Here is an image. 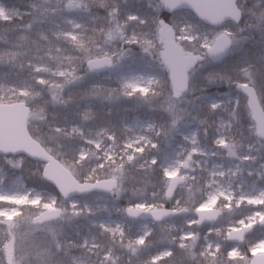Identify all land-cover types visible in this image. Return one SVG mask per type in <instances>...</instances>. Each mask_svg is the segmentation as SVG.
Instances as JSON below:
<instances>
[{
	"label": "rangeland",
	"instance_id": "rangeland-1",
	"mask_svg": "<svg viewBox=\"0 0 264 264\" xmlns=\"http://www.w3.org/2000/svg\"><path fill=\"white\" fill-rule=\"evenodd\" d=\"M94 1L66 0L63 3L61 0H37L35 5H31V14L51 22V16L64 7L66 17L63 26H51L55 30L52 36L76 42L83 53L94 48L89 43L88 30L94 28L93 32L97 33L96 27L101 19L112 22L111 37L104 40V51H107L85 60L109 57L111 65L108 70L94 75L86 67V62L84 70L81 64L78 68L71 65L74 59L67 61L57 54H47L45 56L48 57L36 63L23 53L25 49L21 42L10 46L8 42L1 44L0 64L24 60L26 71L32 69L34 74L45 75L55 82H59L60 77H72V69L75 68L78 77L75 80L66 79V87L73 92L68 93V97L77 94L74 88L77 87L76 80H79L82 82V90L77 97L79 105L84 108L97 106L99 110H106L111 105L118 108V118L114 120L119 122H114L113 127H120L122 134L119 130L116 139L104 127V123L111 125L112 120L100 118L91 121L93 116L88 112L85 114L88 117L81 120L82 127L68 124L62 129L47 130L54 134L50 136L59 146L62 143L59 135L56 136L57 132H62L64 137H75L82 143L78 154H96L90 158L91 163L103 157L112 164L113 167L102 179H117V188L109 195L87 194L69 201L53 199V196H59L28 186L32 182L31 170L24 158L0 156V218H6L9 222L6 227L1 225L4 228H0V246L5 248L11 264H85V261L88 263L96 259L97 264H117V259L121 257L135 259L137 247L147 237H156V232L164 238L160 251L168 246L166 242L172 237L188 238L198 233L200 243L207 237L211 248L221 249L216 264H224V253L230 250L238 254L237 259L241 264H248L253 254L264 253V246H257L252 249L250 257L246 254L251 245L264 241V231L259 237H253L262 232L258 222L264 216V167L261 166L264 165V148L257 137H248V125L253 123L250 113L245 100L231 88V84L241 81L238 79V69L230 68L227 71L210 68L208 59L203 60L196 67L200 71L197 79L194 76L190 81V86L195 90L182 93L186 100L181 105L183 111L164 105L169 109L165 112L159 98H149L143 93L148 91L147 80L150 76L161 77L169 83L168 72L163 62L159 65L151 63L138 47L141 38L155 40L160 47L162 60L163 45L158 37V22L165 20L162 3L160 0H108V7L102 8L97 16L90 6ZM178 12L167 16L168 20L165 21L177 27L198 25L201 32L230 31L228 25L231 22L210 28L187 11ZM21 13L17 9H8L0 1V20H10ZM132 36L138 37L136 43L128 42ZM117 44L118 50L115 48ZM145 46L152 51L151 45ZM82 56H79L80 62ZM216 79H221V83ZM8 81L0 76V96L11 95L10 90L13 89L29 99L36 96L27 86L17 88ZM197 101L203 108L201 113H193L192 107ZM27 106L30 109L28 125L37 130L43 125L40 114L35 110L36 106ZM206 124L213 125L212 132L201 131ZM241 126L244 136L237 131ZM146 160L150 166L159 164L158 175L140 167ZM83 171H90V168ZM174 176H181L183 184L173 190V197L167 199L172 208L181 209L182 204L189 200L193 211L218 209L220 216L213 224L197 226L193 211L160 223L156 228L150 223H140L126 217L127 207L145 210L165 207L166 199L162 198V194L149 191L159 183L167 187L169 179ZM98 180L101 179H78L79 182ZM196 194L201 202L193 204ZM51 209H60V216L53 220H34L43 211ZM22 210L31 212L30 221L14 219ZM243 226L254 228L252 237L243 249L226 244L225 237ZM124 239L127 242L119 245ZM105 240L114 245L106 247L103 244ZM98 241L102 244H98ZM156 254L151 257L153 263L156 262ZM144 256L145 260L146 254ZM3 259L4 253L0 252V261Z\"/></svg>",
	"mask_w": 264,
	"mask_h": 264
},
{
	"label": "trees",
	"instance_id": "trees-1",
	"mask_svg": "<svg viewBox=\"0 0 264 264\" xmlns=\"http://www.w3.org/2000/svg\"><path fill=\"white\" fill-rule=\"evenodd\" d=\"M5 7L8 9H17L20 10L22 13L18 17H14L10 20H0V47L1 44H5L8 42V45L16 44L21 42L23 45V49L26 53L27 57L29 56L33 60V62H40L41 59H45L48 56L47 54L51 55H59L63 58H66L67 61L74 59L71 65H77V68L80 67L85 70V60L89 59L93 56H96L100 52L104 51V43L106 39L111 37V24L106 18L101 19L96 27L97 33L93 32L94 28L91 30L89 29V43L94 45V48L86 53H83L81 48L78 46L76 42H67L66 39L63 37L55 38L52 36L53 28L51 26H63V20L66 17V11L64 7H62L56 14L51 16V22H48L46 19H41L35 14H31V5H35L37 0H0ZM63 3L66 0H61ZM117 3V2H116ZM243 3L246 8H253V10L258 14L260 9L264 8V0H237V4ZM109 1L108 0H95L90 6L92 9L99 15V12L108 7ZM116 7V6H115ZM185 12V11H184ZM183 11H179L178 13H184ZM165 20H168L166 17L169 15H165ZM101 17V15H100ZM194 17V16H193ZM195 18V17H194ZM245 19H249L250 23L253 27H247L245 25ZM240 26L245 28L244 32L238 34L239 37H246V39L236 45H231V50L229 54L219 63L210 64V68H221L227 70L231 68V70H237L239 72L238 79L245 82L253 87V81L255 83V90L259 97L262 107H264V17H260L259 15L256 18L252 19L249 17H244L240 21ZM231 32H235L237 25L230 23L228 25ZM51 34V35H50ZM117 50L119 48L118 44L115 47ZM123 49V47H121ZM80 54L84 55L82 58V62L79 60ZM73 76L68 78L67 76L60 77L59 82L51 81L50 79L46 78L45 75H40L38 73H33V70L27 69L26 71V63L24 60H15L9 62V64H0V76L3 78L8 79L9 84L14 87H22L27 86L30 88L34 93L35 97L31 99L28 98L26 104H30L31 106H36V111L40 114L42 119V127L37 130H34L32 126L28 127L29 133L34 137L36 134H42L46 140L51 144L53 147V153H59L61 156L66 157L68 159L74 158L78 153H80L82 143L77 141V139L73 136H65L62 132H57L56 136L59 135V141L62 143L59 146L58 142L52 140L54 135L53 133L47 132V130H51L52 128H64L68 124H77L82 127L81 120L84 119L85 114L88 112L93 116L90 120L94 121L95 119L104 118L106 120H112V124L104 123V127L108 128L111 133L114 134L115 139L122 134V130L120 127L116 128L113 127L114 122L118 124V120H114V118H118L117 112L118 108L111 105L105 109H97L98 107L94 108H84L82 105H79L78 93L82 90V82L79 80L75 83L77 87L76 89L77 94L72 97H68L70 87H66L67 82L66 79H73L75 80L78 77L76 73V69L73 68ZM200 71L196 69V79L197 74ZM191 73V71H190ZM33 74V76H32ZM219 83H221V79H216ZM26 82V83H25ZM68 86V85H67ZM68 88V89H67ZM232 91L235 89V84H231ZM75 97V98H74ZM114 97V95L112 96ZM125 97V95L123 96ZM242 98V97H241ZM115 100V98H112ZM193 113H201L202 109L199 106V102H195L194 106L192 107ZM34 110V111H35ZM209 110V109H208ZM102 112V113H100ZM108 112L110 114H108ZM116 115V116H114ZM65 122V123H64ZM166 129V128H165ZM207 130V132H212L213 125L206 124L203 126L202 130ZM62 135V136H61ZM42 145V144H41ZM44 146V145H43ZM53 155V154H52ZM89 155V154H88ZM264 155V154H263ZM54 156V155H53ZM56 157V156H54ZM158 157V155H157ZM156 157V162L158 159ZM159 158V157H158ZM59 160V159H58ZM26 165L29 164V169L31 170V179L32 182L28 183V186L31 188H35L36 190H48L50 192L55 193V191L43 180L40 178L39 174L37 173V169L39 168L38 164L29 162L26 159H23ZM60 161V160H59ZM146 160L143 164H141V168L146 171L150 170L153 175H158L159 164L149 165ZM89 165L91 162H88ZM88 166L86 165L85 168ZM83 171V170H82ZM74 175V174H73ZM76 179L77 176H75ZM104 178V177H103ZM90 181L95 179H102L99 176L90 177ZM92 179V180H91ZM164 189V184L159 183L158 185L155 184L153 189L149 192H153L156 194H162V190ZM153 190V191H152ZM56 194V193H55ZM200 203L201 200L198 199V194L195 195V199L193 204ZM156 204V203H155ZM166 207H171L172 204L169 201H165ZM181 209L188 210L189 212L193 211V208L190 207V201H186L185 204H182ZM239 209V207H237ZM31 212L22 210L20 212L19 219L24 218L30 221ZM159 224H152L154 228ZM0 228H4L1 226ZM262 232H259L258 235H253V232L248 235L243 244L239 245L238 248L241 250L247 244L250 237H259L263 234L264 229H261ZM98 244H102V242L98 241ZM127 242L125 239L122 243H118L119 245L124 244ZM164 243V238L160 233L156 232V237H147L142 244H140L138 249V255L135 259L127 260L124 257L118 258L116 263L117 264H144V261L148 260L156 253L160 251L162 248L161 245ZM106 247H111L114 244L111 241L105 240L103 243ZM117 245V244H116ZM227 252V251H226ZM144 254H146L144 260ZM127 260V261H126ZM102 261V260H101ZM85 264H97L96 260H90L88 263L85 261ZM153 264H156L154 262Z\"/></svg>",
	"mask_w": 264,
	"mask_h": 264
},
{
	"label": "clouds",
	"instance_id": "clouds-1",
	"mask_svg": "<svg viewBox=\"0 0 264 264\" xmlns=\"http://www.w3.org/2000/svg\"><path fill=\"white\" fill-rule=\"evenodd\" d=\"M227 7L228 11L224 15L208 22L214 26H218L224 22L225 16H227L231 19L233 24L237 25L235 32L223 29L219 31L209 30L201 32L198 25L194 24L179 27L175 25L166 26L170 35L169 45L187 59V67L191 71V76L185 77L184 93H190L195 90L193 86H190V81L196 74L195 66L198 62L207 58H211L215 61L218 57L227 52L230 45L240 44L246 39V37L238 38V34L245 30L243 26H240L242 18L249 17L254 19L257 15L264 17V8L260 9V12L257 14L253 8H246L243 3L237 4L236 0H230ZM201 19H204V17L201 16ZM141 23L145 22L141 21ZM158 24L162 25L163 21H159ZM245 25L247 27H253L249 19H245ZM147 36L148 34L145 33V37ZM137 39V36H132L128 39V42L136 43ZM146 44L151 45V52L149 51V48L145 46ZM138 47H140L141 54L146 55L151 63L158 65L162 63L160 47L157 46L155 40L141 38ZM205 79L207 80L208 77H205ZM209 83H211L210 80ZM147 87L148 91L143 93V95L148 96L149 98H159L163 111H169L168 107H165L164 105H171L178 108L180 111H183L181 105L186 103L184 95L181 91H177L173 88L170 83L165 82L163 78L150 76L147 80ZM253 87H255L254 81ZM10 91L12 93L11 95L5 94L4 96H0V102L5 104L19 103L21 105L27 103L28 98L26 96L20 95L14 89ZM247 91L251 95V90L248 89ZM214 107H218V105ZM250 116L253 123L248 125L247 135L249 138L258 137L261 147L264 148V125L257 127L254 122L255 116L251 113ZM236 123L238 125L240 124L238 118L236 119ZM237 131L241 136H244L242 126L237 128ZM33 139L44 145L50 154L55 155L56 158L70 168L73 174L79 179L89 180V176H99L100 178H103L113 167V165L103 157L93 160L89 165L88 162L91 157L96 155L95 153H90L89 155L77 154L72 159L63 157L59 153H53V149L48 146V143L42 134L34 135ZM217 143L220 142L218 141ZM25 155L37 161L39 168L36 171L41 179H46L44 169L48 167V161L42 158L33 157L31 153H25ZM22 159L23 156H21V160ZM86 165L90 168V171H82L85 169ZM261 166L264 167V165ZM58 191L60 193L59 197L53 196V199L67 197V192L59 189ZM171 197H173L172 187L167 186L162 190V198L167 200ZM189 199H191V193H189ZM14 219H19V216L14 217ZM8 223L9 222L6 218H0V224L6 227ZM166 243L168 246L156 254V264H216V257L221 253L219 247L213 249L208 245L207 237L204 238L203 243H200V236L198 233L188 238L182 236L172 237L168 239ZM257 246H264V241L259 242V244L251 245L246 254L250 257L252 249ZM0 252L4 253V259L3 261H0V264H11L4 247L0 246ZM237 255L238 254L232 250L224 253V264H241L240 260L237 259ZM144 264H153V258L144 261Z\"/></svg>",
	"mask_w": 264,
	"mask_h": 264
},
{
	"label": "water",
	"instance_id": "water-1",
	"mask_svg": "<svg viewBox=\"0 0 264 264\" xmlns=\"http://www.w3.org/2000/svg\"><path fill=\"white\" fill-rule=\"evenodd\" d=\"M160 2L162 3V11L167 15L177 10H185L192 13L205 25L214 26L208 21L217 19L218 17L224 15L228 11L227 5L230 0H160ZM201 16H203L204 19H201ZM162 21L163 24L159 25L158 37L163 45V63L169 73V83L177 91H181L183 93L185 88V77L190 71L187 67L188 62L185 57L180 55L169 45L170 35L166 27L168 26V23L164 20ZM225 22L232 21L230 18L225 16L223 23ZM226 54L227 52L218 57L215 61L211 58L209 59L212 62H218L225 57ZM87 66L91 69L92 73L98 74L109 68L110 59L104 57L90 60L87 62ZM248 89L251 90V95L247 91ZM236 91L245 96L247 109L255 116L254 122L257 127L264 125V111L260 105L254 88L245 83H240L236 86ZM29 112V108L26 104H0V155L14 157L24 156L25 158L37 163L35 159L25 155V153H31L33 157L47 160L48 167L44 169V175L46 176V179L44 180L51 185L59 195L60 193L58 189L67 192V197L63 198L65 200H70L79 195L92 192L110 194L117 188V180L113 178L83 183L76 180L68 169H66L56 158L50 155L39 144V142L31 137L26 125ZM182 182V178L176 176L170 179L168 185L171 186L173 190L176 186H180ZM125 213L128 217L138 219L141 222L159 223L174 216L183 215L186 211L167 208L142 210L129 207L126 208ZM60 214V209L46 210L37 215L34 220H53L59 217ZM219 214L220 212L215 209L196 211L195 215L197 216V225H200L203 222L213 223L218 218ZM260 225L264 226V217L260 220ZM250 231V226H244L231 231L226 237V240L234 243H242L244 241L245 234ZM248 264H264V253L253 255Z\"/></svg>",
	"mask_w": 264,
	"mask_h": 264
}]
</instances>
